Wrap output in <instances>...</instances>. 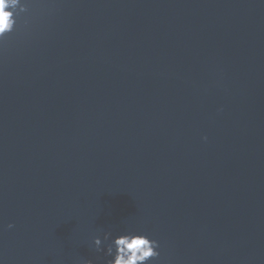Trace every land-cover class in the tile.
<instances>
[{
	"label": "water",
	"instance_id": "obj_1",
	"mask_svg": "<svg viewBox=\"0 0 264 264\" xmlns=\"http://www.w3.org/2000/svg\"><path fill=\"white\" fill-rule=\"evenodd\" d=\"M22 3L0 264H107V232L159 241L149 264H264V0Z\"/></svg>",
	"mask_w": 264,
	"mask_h": 264
},
{
	"label": "clouds",
	"instance_id": "obj_2",
	"mask_svg": "<svg viewBox=\"0 0 264 264\" xmlns=\"http://www.w3.org/2000/svg\"><path fill=\"white\" fill-rule=\"evenodd\" d=\"M27 7L22 0H0V41L14 30L17 23L15 16L27 11ZM204 139L206 140L207 137ZM105 242H107L106 251L102 246ZM94 244L97 252L110 257L107 264H149L160 256L157 250L160 247L159 241L144 233L126 232L113 238L112 233L107 232L103 240L97 236ZM85 264H93V262L88 260Z\"/></svg>",
	"mask_w": 264,
	"mask_h": 264
}]
</instances>
